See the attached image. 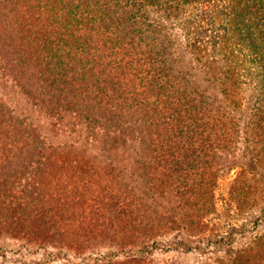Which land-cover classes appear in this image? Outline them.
<instances>
[{
    "label": "trees",
    "instance_id": "obj_1",
    "mask_svg": "<svg viewBox=\"0 0 264 264\" xmlns=\"http://www.w3.org/2000/svg\"><path fill=\"white\" fill-rule=\"evenodd\" d=\"M212 1L0 0V78L43 115L0 97V169L26 166L30 179L51 168L88 175L70 189L8 187L1 209L16 225L40 229L51 203L69 220L105 219L144 240L184 221L178 204L203 210L214 163L257 167L258 153L235 157L231 148L235 113L244 134L264 137V0H224L220 23ZM98 169L114 172L112 181ZM164 194L170 201L154 202ZM76 207L84 218L69 216ZM244 231L233 226L213 247ZM170 242L128 247L124 263L156 249L205 252Z\"/></svg>",
    "mask_w": 264,
    "mask_h": 264
},
{
    "label": "rangeland",
    "instance_id": "obj_2",
    "mask_svg": "<svg viewBox=\"0 0 264 264\" xmlns=\"http://www.w3.org/2000/svg\"><path fill=\"white\" fill-rule=\"evenodd\" d=\"M223 3L224 0L211 2V7L214 5L217 8L215 16L217 23L221 22L223 14L221 15L220 10L223 9L221 7ZM245 89L244 103L248 97V91ZM0 97L19 113L34 118L43 116L31 106L30 99L26 98L10 80L0 78ZM235 114L238 132L231 151L235 157L248 151L258 153L257 167L253 169L243 160L228 166L221 160L214 163L212 171L216 170V176L207 187L208 195L204 200H208V204L203 210H195L199 209L200 205L191 206L193 208L189 209L180 203L176 211L183 216L184 221L170 227L154 228L152 237L141 240L138 234L133 236L134 232L128 234L124 230L121 231L122 226L105 219H97L98 221L93 219L92 223H88L87 219L85 221L82 219V223L74 218L69 220L67 215H59L61 214L59 208L49 207L51 203L43 206L40 212V215L46 218V224L40 229L28 231L27 234L26 229L32 226L20 228L14 223L11 214L7 215L1 209L0 202V264H264V216L261 215L264 209V137L254 139L255 136L249 132L244 134L241 129L243 122L238 119V114ZM29 169L16 165L11 167L7 165L0 169V200L8 187L18 193L22 190L26 194V189L51 190L56 185L70 189L74 182L84 184L88 180V175L81 172L69 177L68 169L55 168L43 169L30 179L27 176ZM98 171L107 181L114 178L115 173L109 169ZM11 175L14 177L9 178ZM87 185L95 188V183ZM164 195V197L154 195V202L170 201L166 197L167 194ZM179 202L173 200L167 205L176 206ZM75 209L69 212V216L84 218L86 214L84 207ZM241 224L244 225L245 231L242 235L236 234L230 246L224 249L213 247L215 239L225 236L233 226ZM180 239L200 245L205 248V252L156 249L143 260L124 263L127 258L121 251L127 250L128 247L150 244L153 240L161 241L165 247L171 243L170 241ZM113 251H116V256H112V262L98 261V258Z\"/></svg>",
    "mask_w": 264,
    "mask_h": 264
}]
</instances>
